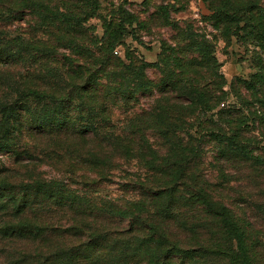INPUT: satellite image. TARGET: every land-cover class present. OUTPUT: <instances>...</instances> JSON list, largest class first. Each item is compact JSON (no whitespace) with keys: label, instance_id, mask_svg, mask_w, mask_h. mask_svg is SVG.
I'll use <instances>...</instances> for the list:
<instances>
[{"label":"trees","instance_id":"16d2710c","mask_svg":"<svg viewBox=\"0 0 264 264\" xmlns=\"http://www.w3.org/2000/svg\"><path fill=\"white\" fill-rule=\"evenodd\" d=\"M99 8V0H0V65L21 67L17 81L0 67V83L16 91L0 97V146L25 123L56 149L55 167L66 173L12 197L23 214L37 204L33 195H45L47 221L19 219L0 230L48 234L47 250L29 264H169L174 256L183 264H264V0H211L215 28L252 46L254 71L230 82L205 36L187 41L197 53L188 63L181 47H166L176 65L151 80L145 69L158 61L126 51L125 63L115 53L126 24L141 20L110 11L103 35L92 36L85 23ZM13 19L20 24L12 29ZM145 94L150 102L134 108ZM28 99L72 106L77 117L33 109ZM206 142L214 150L207 163ZM110 173L119 176L113 196L100 187ZM94 185L100 196L89 193Z\"/></svg>","mask_w":264,"mask_h":264},{"label":"rangeland","instance_id":"374dc122","mask_svg":"<svg viewBox=\"0 0 264 264\" xmlns=\"http://www.w3.org/2000/svg\"><path fill=\"white\" fill-rule=\"evenodd\" d=\"M99 2L98 16L91 17L85 23L86 26L90 27L92 36L101 37L103 35L102 19L110 11L118 13L121 9H125L141 20L132 26L126 24L128 33L123 38V44L116 46L115 53L125 63L128 62L126 51L138 59L142 58L148 62L158 61V67L149 66L145 69L146 76L151 80L156 81L166 78L169 71H171L170 69L176 65L175 54L166 50V47H181L178 50L184 52L185 56L182 54L176 56L181 57L184 59L183 62L188 63L187 59L197 57V53L194 49L187 47L186 43L191 37L199 36H205L212 41L214 56L217 65H219L218 71L227 82L236 77L249 78L254 71L252 46L235 35L224 37V34L215 28L211 17L213 12L211 0H99ZM19 24V20L13 19L8 25L13 29L16 26L18 27ZM225 28L228 30L227 27ZM132 33H136L142 43L134 39ZM0 67L2 70L5 68L10 69V73H13L17 81V74L21 67L15 65L12 67L0 65ZM9 83L11 84V81ZM7 85L5 82L0 83V97L12 99L16 96L15 84H12V87ZM225 88L227 87L225 86ZM155 92L153 86V93L155 94ZM148 95H138V101L140 102L134 108L150 102L151 97ZM227 99L228 102H236V97L231 92L228 93ZM26 104L31 105L33 109H35L34 107L51 111L61 109L64 114L71 113L74 117L76 116L73 113L72 106L62 108V106H56L47 101L37 102L33 99L26 100ZM118 107L116 104L110 108H113L114 119L122 121L125 115L122 109ZM85 115L88 117L87 112ZM76 123L84 125L85 121L81 119ZM48 138L51 139V137L46 136V141ZM2 142L4 144L3 139H1L0 144ZM44 142L45 136L35 134L33 130L28 131V126L24 123L22 130L17 131L16 129L11 134L7 144L8 147L0 146V193L4 189H12L13 191V194L10 195L2 196L0 194V228H3V225L8 222L18 221L19 219L35 220L37 217L38 220L47 221V215L44 214L46 213L45 209L41 210L43 204L39 202L46 198L45 195L41 193L33 195L37 204H34L32 208L27 209L23 214H17L13 210L16 201L12 198L14 196L18 200L26 184L33 185L32 183L36 180L65 176V172L56 169V167H59L58 160L55 155H52L53 152L58 154L56 149L54 147L48 148L46 142ZM212 145L213 143L208 144V142L204 145V148H206L204 156L206 163L211 160L214 153ZM214 166L215 163H212L209 168H214ZM111 173L108 174L109 178L112 177L111 180L104 181L100 186L103 187L102 194L105 193L108 196L120 193L118 190L119 176H113ZM69 184L78 187L74 183ZM89 188L91 190L89 193L100 196L97 186H89ZM249 210L250 208L247 209V211ZM249 212H252V210ZM253 220L256 221L257 218H253ZM33 235L13 234L12 231L0 230V264H29L28 261L33 254L47 250L48 244L50 245L48 234H41L37 237ZM263 236L264 234L259 236L260 241L264 238ZM203 263L199 262L198 264ZM169 264H183V262L179 256H174ZM185 264L187 263L185 262Z\"/></svg>","mask_w":264,"mask_h":264}]
</instances>
